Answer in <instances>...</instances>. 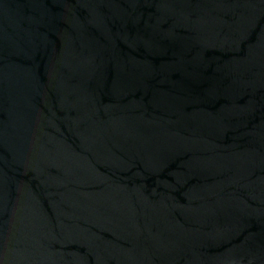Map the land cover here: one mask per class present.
Returning <instances> with one entry per match:
<instances>
[{"label":"water","instance_id":"obj_1","mask_svg":"<svg viewBox=\"0 0 264 264\" xmlns=\"http://www.w3.org/2000/svg\"><path fill=\"white\" fill-rule=\"evenodd\" d=\"M0 264H264V0H0Z\"/></svg>","mask_w":264,"mask_h":264}]
</instances>
